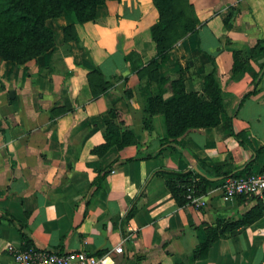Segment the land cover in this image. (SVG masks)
Masks as SVG:
<instances>
[{
	"label": "crops",
	"instance_id": "obj_1",
	"mask_svg": "<svg viewBox=\"0 0 264 264\" xmlns=\"http://www.w3.org/2000/svg\"><path fill=\"white\" fill-rule=\"evenodd\" d=\"M191 2L201 23L160 68L169 77L164 98H172L180 69L187 91L206 96L214 60L225 110L218 125L190 128L173 144L149 136L137 91V65L156 51L153 0L107 2L95 21L76 23L78 38L68 43L63 27L74 21L64 13L48 20L52 50L26 65L0 59V264H16L9 249L26 244L3 211L39 248L104 253L122 246L117 264H264V216L195 257L210 226L241 218L256 197L227 199L223 177H212L206 192L196 190L200 204L181 206L167 185L174 172L195 165L203 175L202 166L238 175L264 170V152H257L264 147V0ZM134 52L141 60L125 58ZM235 55L245 69L232 77ZM97 66L114 85L93 98L89 73ZM111 109L119 112L115 121L143 135L141 144L94 150L105 142Z\"/></svg>",
	"mask_w": 264,
	"mask_h": 264
},
{
	"label": "trees",
	"instance_id": "obj_2",
	"mask_svg": "<svg viewBox=\"0 0 264 264\" xmlns=\"http://www.w3.org/2000/svg\"><path fill=\"white\" fill-rule=\"evenodd\" d=\"M153 3L159 13L157 21L150 28L156 51L148 62L137 65V73L142 82L139 94L144 98L145 114H155L163 110L168 122L164 143L173 144L177 141V137L190 128L213 127L220 123L221 115L225 110L223 90L216 63L213 60L212 71L204 76L206 96L187 91L186 76L182 72L177 78L170 81L172 98L165 100L163 89L157 94L151 92L153 80H158L161 86L169 81V77L162 75L160 71L161 66L168 60L169 52L180 39L196 31L197 26L201 23L191 0H153ZM103 5H106V0H0V59L20 64L52 50L56 45L55 31L48 24V20L57 18L64 13L71 16L74 21V23L63 27L64 40L68 43L70 40L77 39L76 23L95 21L98 17V8ZM135 54L134 52L125 58L132 60ZM244 69L245 66L238 63L235 55L231 76L234 77ZM144 78L146 83L143 82ZM89 83L93 98L107 93L114 85V82L107 79L98 66L89 73ZM148 90L149 92H145ZM125 92L127 95L132 94L129 89H126ZM249 94L247 93V95ZM109 115L111 119L107 121L105 142L94 149L98 153H102L112 146L122 148L134 142V137H129V133L123 132L121 123L118 124L115 121V118H119V112L111 109ZM236 137L243 144L246 143L240 133H237ZM257 152H264V147L259 148ZM250 165L252 162L247 166ZM202 167L205 175L195 170H189L174 172L173 176L167 180V185L179 205L183 206L190 202L187 197L188 187L193 182L197 191L206 192L214 182L212 177H223L222 180H224L242 172L230 174L233 168L225 169L224 166H217L215 169ZM98 181L100 182V178ZM241 197L247 196L241 195ZM256 198L257 204L241 218L236 220L218 219L214 225L210 226L207 240L195 249V257L207 256L214 241L232 233L239 227L253 224L261 219L264 216V198L259 196ZM2 217L20 228L26 242L25 246L31 244V239L24 231L25 226L22 222L8 212L3 211Z\"/></svg>",
	"mask_w": 264,
	"mask_h": 264
},
{
	"label": "built area",
	"instance_id": "obj_3",
	"mask_svg": "<svg viewBox=\"0 0 264 264\" xmlns=\"http://www.w3.org/2000/svg\"><path fill=\"white\" fill-rule=\"evenodd\" d=\"M221 189L223 196L227 199L241 195L264 198V170L227 177L222 181ZM195 193L196 187L193 182L188 187L187 197L190 202L195 201ZM195 202L200 204L198 201ZM9 251L16 264H117L116 254L122 253L123 247L117 246L114 251L95 253L87 249L66 251L44 249L30 244L21 249H9Z\"/></svg>",
	"mask_w": 264,
	"mask_h": 264
},
{
	"label": "rangeland",
	"instance_id": "obj_4",
	"mask_svg": "<svg viewBox=\"0 0 264 264\" xmlns=\"http://www.w3.org/2000/svg\"><path fill=\"white\" fill-rule=\"evenodd\" d=\"M111 0H106V4L107 2H109ZM112 1H118L120 2L121 0H112ZM155 45V44H154ZM135 58V61H138V60H141L140 59V55L139 54H135L134 55ZM36 57L34 58H31L29 60H27L26 62L24 63H20L19 65H26L27 63L33 61ZM9 61V60H8ZM148 62V61H147ZM144 63L143 60H141V62L138 64H142ZM16 64V63H15ZM180 72H182L183 74H185V76H187V73L186 71H184L183 69H180L179 73H178V76L180 74ZM140 78V77H139ZM143 82L146 83V79L144 78L143 79ZM167 83V82H166ZM165 83V84H166ZM140 84H142L141 82V79H140ZM140 84H139V87H140ZM165 84H163V86H161L158 82V80H153L152 83H151V92L153 94H157L159 93L162 89H163V98H164V93L166 91V88H165ZM138 93L140 92L139 91V88L137 89ZM145 92H149L148 91H145ZM146 94V93H145ZM140 95V94H139ZM141 100L144 102V98H142L140 96ZM165 99V98H164ZM145 107V106H144ZM144 117L143 118V126L145 127L146 131H148V134L150 137H155V138H158L161 142H164V136L167 135V129H168V122H167V119L163 113V110L162 111H158L156 112L155 114H149V113H146L144 114ZM117 123H121L120 126H121V130L125 133H129L128 136H133L134 137V142L131 143V144H141V140L143 138V135L142 134H138L133 127H130V126H127L125 125V121H117ZM184 134V133H183ZM182 134V135H183ZM181 135V136H182ZM179 136V137H181ZM177 137V139L179 138Z\"/></svg>",
	"mask_w": 264,
	"mask_h": 264
},
{
	"label": "water",
	"instance_id": "obj_5",
	"mask_svg": "<svg viewBox=\"0 0 264 264\" xmlns=\"http://www.w3.org/2000/svg\"><path fill=\"white\" fill-rule=\"evenodd\" d=\"M194 169H195L198 173L204 174V173H202V172L199 170V168H198L196 165L194 166Z\"/></svg>",
	"mask_w": 264,
	"mask_h": 264
}]
</instances>
